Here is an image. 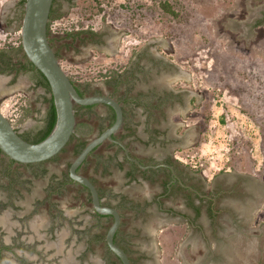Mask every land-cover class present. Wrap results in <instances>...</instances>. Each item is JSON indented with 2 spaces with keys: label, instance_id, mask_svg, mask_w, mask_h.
Wrapping results in <instances>:
<instances>
[{
  "label": "rangeland",
  "instance_id": "1",
  "mask_svg": "<svg viewBox=\"0 0 264 264\" xmlns=\"http://www.w3.org/2000/svg\"><path fill=\"white\" fill-rule=\"evenodd\" d=\"M125 3L56 0L49 38L61 67L84 95L103 94L119 100L137 138L131 146L133 153L140 154L142 127L146 119L154 118L155 127L170 142L169 151L178 154L210 188L224 190L216 201L217 207L226 209L222 214L246 216L238 220L239 236L225 232L220 240L232 261L238 256L248 257L242 260L246 264H264V0ZM22 15L20 0H0V50L16 66L23 61L18 50ZM109 70L115 71L114 78L100 76ZM151 91L154 99L148 101ZM49 97L30 72L0 68V111L16 121V129L40 128ZM157 97L168 100L157 105ZM137 98L141 103H133ZM25 106L30 114L19 123ZM74 112L76 123L88 122L94 128L87 139L106 127L111 115L103 104L90 110L75 105ZM124 133L120 128L116 134L121 138ZM75 143L72 140L36 166H11L17 182L23 181L13 192L6 188L10 182L3 171L8 163L0 154V220L13 223L10 229L0 224V242L14 249H32V264H43L44 249H71L77 264H105L97 258L112 257L104 240L112 219L93 215L86 189L68 182L48 195V185L57 187L64 179L75 156ZM122 156L105 141L79 172L94 180L104 201L119 207L120 230L130 232L131 249L152 243L159 249L157 264L190 263L192 255L202 253L204 239L198 233L188 234L185 221L160 220L154 202L139 203L143 186H123L127 163ZM118 193L129 195L132 207L117 200ZM172 204L180 207L176 201ZM233 208L241 214L231 215L227 210ZM218 218L228 231L230 223ZM30 221L37 231L30 230ZM206 229L213 232L215 227ZM150 233L152 240H147ZM209 245L215 247L212 239ZM230 249H248L249 255ZM132 255L134 264L146 260L144 255ZM15 258L5 250L0 264H13ZM50 258L47 261L53 264Z\"/></svg>",
  "mask_w": 264,
  "mask_h": 264
},
{
  "label": "flooded vegetation",
  "instance_id": "2",
  "mask_svg": "<svg viewBox=\"0 0 264 264\" xmlns=\"http://www.w3.org/2000/svg\"><path fill=\"white\" fill-rule=\"evenodd\" d=\"M18 50L22 52L21 56L23 61L20 62L26 63L27 58L22 48H18ZM4 57L8 58L7 54H5ZM12 72L19 73L16 72V70ZM29 72L33 74L32 70L24 71V73H29ZM42 89L44 92L46 91L44 88ZM147 96H148L147 97L148 101L154 99L152 91ZM157 98H158L157 105H161L162 101L164 104L168 100L167 99L168 97H164L162 101H161V97L160 98L157 97ZM135 100L136 99H134L133 103L136 102L138 104L141 103L140 101H138V98L137 101ZM142 104L144 105V103ZM48 105L46 108V113L44 115L43 125L45 123ZM105 106L107 107V105ZM144 106L146 108L148 107L146 102ZM129 122L130 121L126 119V115L124 113L123 123L120 128L123 129L125 133L122 135L121 138L116 134L117 132L114 133L113 136L115 135V138L119 140L121 139V141L126 146L130 156L137 159L139 163H141L143 166H147V165H151V166H147V167L138 166L136 162L128 159L125 156L123 149L121 148L122 149L121 152L123 153L122 159H124V161L127 163L126 167L123 169L124 171L123 179L126 182L123 186L134 187V185L136 184L139 183L142 184L143 202H141L140 200L139 203L145 204L147 202L148 204L149 202H154L156 205L155 216L160 217V220L167 219V221L170 220L185 221L187 222L189 227V231L187 232L188 234L194 235L198 233V236L204 239L205 245H204V249H202V253L192 255L194 257H192V261L188 264H246L242 260L245 259L248 260V257L245 259L244 258L241 259L238 256L234 255L235 256L234 257L235 262H234L232 261L233 259L229 256V253H226L229 252V249L225 251V247L223 248V246H221L220 244L221 243L220 240L226 237L225 232L229 233L228 234L229 236L230 235L239 236L241 234L240 223L238 220L242 218L246 220L245 218L246 216L241 215L238 219L235 216L222 214V212L225 211L226 209H224V206L222 207L220 205L219 207H217L216 201L218 199L217 197H220V195H224V190H219L216 187H212V186L210 188L209 184H207L203 178L198 176L197 175L198 173L196 171L191 169V167L188 166L187 163H183L181 160H179L178 154H173V152L169 151L170 142H167L168 141L167 136L164 137L163 131L155 127L154 118H152L151 121L149 119H146V122L142 127V132L144 133V136L142 138L139 135L140 137L139 140L142 141V142L140 141L142 144L140 143L141 145L138 147V151H139L138 153L140 154L133 153L131 150V146L133 145V141L136 140L137 138L135 137L134 133H132L134 127L131 124L129 125L128 124ZM151 123L154 125L153 127H151ZM38 129L37 128L31 129L30 131H20L17 129V131L19 132V134L27 136L26 134L35 135ZM30 138L33 137L30 136ZM86 177L88 178V176ZM117 196H118L117 200L123 202L129 207H132L131 205L134 204V202L131 201V197L129 195L126 196L124 195V193L122 194L118 193ZM100 199L102 204L113 206L117 208V210L119 211V207L116 204H113L112 202L104 201L101 194H100ZM175 201L180 204V207H175L174 204H172V202L175 203ZM227 211L231 215L232 212H235L236 215L241 214V211L239 209L233 208V209H228ZM91 212L95 216L94 213L95 211L93 209L91 210ZM218 216L223 217L222 219L225 220L224 222L230 223L228 231H226L228 225H225L223 222H221L222 220L219 219ZM121 217L122 215L120 213V224L115 235V240L116 243L119 246H121V248H123V250L127 253L131 264H134V257L132 253H136L138 257L142 255L146 257V260L143 261L141 264H157L158 262L157 254L159 249H155L156 247L153 246L152 243H149V246L148 245L146 246V244L142 245L141 243H139L141 246L140 245L135 246L136 249L133 248L131 249L129 247L130 232L128 231V229L124 231L120 230V226L122 225ZM109 218L112 219L111 216ZM212 226L215 227V229H213V232H209L206 229V227L212 228ZM210 239H212V241L214 242L215 247L209 245ZM104 240H105V236H104ZM147 240H152L151 233L150 236H148ZM5 250L16 255L15 258L16 264L33 263L24 255L26 252L31 253L32 249H5ZM17 250H21V255L19 256L17 255ZM107 250L112 257L109 258L104 257L105 259L103 260L101 258H97L99 262L102 261V263L104 262L105 264H114L115 261L113 260H116L119 262V264H122L118 259V257L109 248ZM238 250L239 251L243 250L245 256L249 255L248 249H230L232 253H236V251ZM71 256L72 257L70 258V262H71L70 264H77V262H79L77 261V258L74 257L73 255ZM94 262L96 261L94 260Z\"/></svg>",
  "mask_w": 264,
  "mask_h": 264
},
{
  "label": "water",
  "instance_id": "3",
  "mask_svg": "<svg viewBox=\"0 0 264 264\" xmlns=\"http://www.w3.org/2000/svg\"><path fill=\"white\" fill-rule=\"evenodd\" d=\"M53 0H25L20 26L21 48L26 58L38 69L48 82L55 108V123L50 133L38 142H30L19 135L10 120L0 111V150L11 160L21 164H34L51 159L67 145L76 124L74 105L104 104L112 108L114 121L99 134L88 139L81 151L74 156L68 167L69 177L85 187L90 194L92 209L101 215H110L112 222L105 233L108 248L122 264H131L127 253L117 245L113 236L120 224L117 208L104 205L93 182L78 172V167L89 153L105 141L119 145L125 156L143 166L129 155L124 143L113 137L123 123L121 103L108 95H81L61 67L47 35V23ZM157 166V165H154Z\"/></svg>",
  "mask_w": 264,
  "mask_h": 264
},
{
  "label": "trees",
  "instance_id": "4",
  "mask_svg": "<svg viewBox=\"0 0 264 264\" xmlns=\"http://www.w3.org/2000/svg\"><path fill=\"white\" fill-rule=\"evenodd\" d=\"M24 1L25 0H20V5L23 6ZM55 1L56 0H53V2H52V6H51V9H50V13H49V19H48V23H47V35H48L49 42H51L50 41V38H49V33H50V28H51L50 27V21L54 17V12H55L54 4H55ZM113 1H115L116 3H118L121 6H126L125 0H113ZM71 34L72 33H70V36L72 37L73 34L72 35ZM19 41H20V39H19ZM18 48H21V41H20V43L18 45ZM6 49H8V47H6ZM55 54H56V52H55ZM4 56H5L4 50H0V64H1L0 68H1V70H3V71L4 70H7L9 72H12L14 70H16V72H20V71H23L24 72V71H27V70H32V72H33V74H32L33 82L37 86H40V87L44 88L45 90H47L50 93V88H49V85H48L47 80L45 79V77L43 76V74L38 69H36L34 67V65L28 59H27L26 63L25 62H19L17 64V66H16L15 63H12V61H11V59L9 57L8 58H5ZM56 56H57V54H56ZM114 75H115V71L114 70H109V71H105L104 73H100V76L103 77V78H106V79H109L110 77L111 78H114L115 77ZM68 77H69L70 81L74 84V86L77 89V91L81 95H84L83 92L80 90V88L75 84V80L71 76H69V75H68ZM47 102L49 103V105H48V109H47V114H46V118H45L44 125L37 130V133H35V135L26 134L27 136H25V135L19 134L25 140L30 141V142H38V141L42 140L43 138H45L50 133V131L52 130V128L54 126V123H55L56 114H55V108H54V105H53V100H52L51 94H50V97L47 99ZM78 106L81 107V108H85V109H89L90 110L93 107H95L96 104L87 105V106H81V105H78ZM74 107H75V105H74ZM107 107L110 109V112H111L110 119H109V123L107 125V126H109L114 121V112H113V110H112L111 107H109V106H107ZM123 113H125L124 110H123ZM29 114H30V108L28 106H25L24 109H23V113H22L20 119L17 120V122H19V123L22 122L24 120V118L27 117ZM12 124L14 125V123H12ZM106 127L101 128L99 130V133L102 132ZM93 130H94L93 126L90 123H88V122H78V123L75 124L74 133L71 135V137H70V139L68 141V143L71 142L72 140H75L76 141L75 148H74V155L75 156L85 146V144L88 141L87 138L92 135ZM30 136H32L33 138H30ZM113 137L115 138V135ZM110 144L116 146L117 150H119V151L122 150L119 145H117V144H115L113 142H110ZM96 148H94L89 153V155L87 156V158L93 154V152L96 150ZM0 154H3L7 158V163H8L6 166L4 165V168L5 169L3 171V173L5 174V176H7L9 178V182H10L9 185L6 186V188L10 189L9 191H12V192L13 191H17L18 189L15 187L16 184L17 185H23V181H18L17 182V180L14 177V173L11 170V166H13L14 164H20V163H17L15 161L9 159L1 150H0ZM87 158L78 167V169H77L78 172H79V169L83 165H85V163L87 162ZM26 165H28V166H36L38 164L37 163H34V164H26ZM119 165H121V163H118V166ZM12 173H13V175H12ZM88 178L94 184V180L92 178H90V177H88ZM68 182H74V181L69 177V174L67 172L64 175V179L61 180V181H59V183L57 182V187L53 186L52 184H49L48 185V189H49L48 190V195L50 196L51 194L56 193V191L59 188H61L64 184H66ZM83 188L86 189L85 187H83ZM97 190H98V188H97ZM98 193H99V196H100L99 190H98ZM88 194H89V192H88ZM89 196H90V194H89ZM94 213H95V216L96 217H100V218L103 217V216L110 217L109 215H101V214H98L96 212H94ZM116 232H115V234L113 236V240H114L115 243H116V240H115ZM11 247H12V245H1L0 246V249H11Z\"/></svg>",
  "mask_w": 264,
  "mask_h": 264
},
{
  "label": "crops",
  "instance_id": "5",
  "mask_svg": "<svg viewBox=\"0 0 264 264\" xmlns=\"http://www.w3.org/2000/svg\"><path fill=\"white\" fill-rule=\"evenodd\" d=\"M0 224L2 225L3 228H6V229H10L13 225V223H7L3 220H0ZM29 226H30V230H32L34 232L37 231V228L35 229V227H34L33 221L29 222ZM1 245H9V244H4V243L0 242V246ZM11 249H14V248L11 247ZM70 251H71V249H68V250L67 249H44L43 255L46 256V258L42 259L43 264H49L48 261L51 259L50 258L51 255L54 258L53 264H70L71 263L70 258L72 257L70 254ZM49 252H50V254H47ZM4 253H5V249H0V257H3ZM17 255L18 256L21 255V250H17ZM24 255L29 260H31L33 258L31 253L26 252ZM72 255L75 257V255L73 253H72ZM44 261H46V262L44 263ZM13 262H14L13 264H16V261H13Z\"/></svg>",
  "mask_w": 264,
  "mask_h": 264
},
{
  "label": "built area",
  "instance_id": "6",
  "mask_svg": "<svg viewBox=\"0 0 264 264\" xmlns=\"http://www.w3.org/2000/svg\"><path fill=\"white\" fill-rule=\"evenodd\" d=\"M7 118L10 120L11 123H14L15 120L12 117H7Z\"/></svg>",
  "mask_w": 264,
  "mask_h": 264
}]
</instances>
